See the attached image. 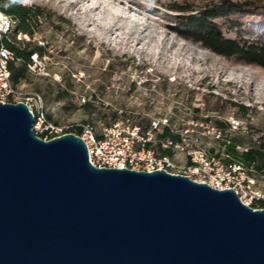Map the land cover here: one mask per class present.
<instances>
[{"label":"water","instance_id":"water-1","mask_svg":"<svg viewBox=\"0 0 264 264\" xmlns=\"http://www.w3.org/2000/svg\"><path fill=\"white\" fill-rule=\"evenodd\" d=\"M0 102V264H264V208L184 175L97 168Z\"/></svg>","mask_w":264,"mask_h":264},{"label":"rangeland","instance_id":"rangeland-1","mask_svg":"<svg viewBox=\"0 0 264 264\" xmlns=\"http://www.w3.org/2000/svg\"><path fill=\"white\" fill-rule=\"evenodd\" d=\"M173 1L182 0H19L43 12L29 20L31 35L19 37L44 54L27 66L18 89L39 95L47 120L61 127L89 123L99 132L114 120L143 128L165 118L174 134L188 129L190 147L220 159V140L236 139L238 150L264 144V68L178 36L177 13L167 8ZM261 19L234 11L217 21L226 37L264 38ZM215 121L227 124L223 132L210 128ZM161 133L155 130L152 140ZM173 156L185 161L182 153ZM250 173L264 190V172Z\"/></svg>","mask_w":264,"mask_h":264},{"label":"built area","instance_id":"built-area-1","mask_svg":"<svg viewBox=\"0 0 264 264\" xmlns=\"http://www.w3.org/2000/svg\"><path fill=\"white\" fill-rule=\"evenodd\" d=\"M14 28L15 22L0 11V102H23L33 116L34 135L48 140L65 133L75 134L72 131L79 128V134L75 135L84 142L88 161L94 167L145 172L164 170L170 174L184 175L216 190L231 189L244 205L252 209L264 208V190L259 187L250 170L240 164L224 161L201 148L190 147L186 138L188 129L178 133L179 142L168 138L152 140L153 132L160 128L174 133L165 118L153 119L143 128L131 123L129 119H122L99 132L89 123L61 127L48 121L39 95H25L11 82L9 63L12 53L6 43L10 42ZM16 39H20L19 34ZM30 61L29 66H33L37 62V55L32 54ZM160 150L170 153L163 154ZM175 153L184 154L185 161H176L173 156Z\"/></svg>","mask_w":264,"mask_h":264},{"label":"trees","instance_id":"trees-1","mask_svg":"<svg viewBox=\"0 0 264 264\" xmlns=\"http://www.w3.org/2000/svg\"><path fill=\"white\" fill-rule=\"evenodd\" d=\"M167 8L177 13L175 27L172 30L181 38L198 43L204 49L225 59L264 68V38L262 36L243 37L240 34L234 38L226 37L222 33V26L217 21L224 14L234 11H251L260 14L261 20L264 21V0H210L205 4L182 0L171 2ZM34 10L21 6L19 0H0V11L15 22L11 40L6 43L12 53L9 70L11 82L15 86L26 77L27 66L31 63L30 56L36 54L37 57H41L44 54L42 47L16 39L18 34L31 35L32 32L28 27L29 20L43 16L39 8ZM233 108L243 113L246 110L242 106L231 103L230 109ZM226 126L224 122L215 121L210 128L223 132ZM72 132L79 134L80 130L76 128ZM166 138L173 142H179L180 139L178 134L170 133L168 129L163 128L162 133L157 134L155 140ZM220 144L223 147L224 161L240 164L255 172H264V144L248 145L241 150L237 149L240 143L236 139L220 140ZM160 152L170 153L162 150Z\"/></svg>","mask_w":264,"mask_h":264},{"label":"clouds","instance_id":"clouds-1","mask_svg":"<svg viewBox=\"0 0 264 264\" xmlns=\"http://www.w3.org/2000/svg\"><path fill=\"white\" fill-rule=\"evenodd\" d=\"M21 3L27 2V0H20Z\"/></svg>","mask_w":264,"mask_h":264}]
</instances>
